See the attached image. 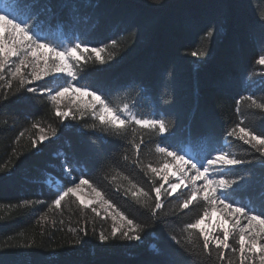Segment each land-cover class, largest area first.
Returning a JSON list of instances; mask_svg holds the SVG:
<instances>
[{
    "label": "trees",
    "instance_id": "16d2710c",
    "mask_svg": "<svg viewBox=\"0 0 264 264\" xmlns=\"http://www.w3.org/2000/svg\"><path fill=\"white\" fill-rule=\"evenodd\" d=\"M15 3L32 13L37 31L55 37L57 44L79 39L91 47H106L104 64L95 56L84 55L77 69L79 83L103 86L112 106L131 104L140 118L164 119L170 131L161 136L133 125L117 137L88 120L61 128L44 97L22 89L17 92L18 82L10 90L0 87V260L5 264H153L174 258L167 236L176 234L183 240L187 233L182 228L202 214V207L181 212L174 199L164 196V208L152 216V189L160 183L147 166L155 167L161 158L157 144L189 150L194 158L223 148L251 161V165L231 169L229 177L248 181L234 196L236 201L251 204L256 200L255 190L264 181L260 154L242 141L226 137V132L241 120L242 127L264 132V110L246 99L253 96L264 103L263 69L254 63L261 37L256 17L264 15V0ZM209 26L214 29L212 39L205 36ZM112 39L117 41L115 45ZM194 51L206 55L194 57ZM65 82L63 76L38 85L54 88ZM5 92L8 99H4ZM22 95L31 99L21 103L17 97ZM47 121L57 126V138L33 147V125ZM132 141L141 144L138 152ZM65 156L75 158L71 174L88 179L141 225V241H128L120 235L112 238L109 222L84 215L71 201L60 210L46 209L55 198L53 180L67 182L61 172ZM256 206L259 209L258 201ZM101 232L109 236L107 241L99 240ZM192 241L185 244L190 251L181 250L182 259L187 264H209L200 255L202 240L197 232ZM226 254L231 257V252ZM232 259L237 264L239 257ZM255 264H259L258 256Z\"/></svg>",
    "mask_w": 264,
    "mask_h": 264
},
{
    "label": "snow or ice",
    "instance_id": "6c2138e0",
    "mask_svg": "<svg viewBox=\"0 0 264 264\" xmlns=\"http://www.w3.org/2000/svg\"><path fill=\"white\" fill-rule=\"evenodd\" d=\"M12 14L4 9H0V81L7 89H12L13 81H17L19 87L25 93L35 94L37 87H29L37 81H45L46 78L55 77L62 74L69 78L70 81L59 88L41 87L39 91L42 95H47L49 101L55 108V114L58 117L75 120L76 114L72 110L63 111L59 107L62 99L72 98L76 94L82 97H90V103L87 109L92 115L98 119L102 129L110 131L117 137L124 136L129 127L135 125L142 129H151L161 136H165L170 129L166 126L165 120L160 118L146 119L137 117L131 112L130 106L124 104L122 108H114L105 97L103 86L79 84V73L77 69L81 65V61L85 60L84 54L95 56L96 61L100 64L106 63L101 53L106 51V47H92L83 42H75L69 47L60 48L51 42H48L38 31V24L33 20V14L27 12L25 7H21L19 3L15 4ZM33 7H36L34 4ZM63 7V4H61ZM45 10H50L45 6ZM257 23L261 29L260 48L258 58L255 59L256 65L264 66V15L256 17ZM205 36L208 39L214 37V29L209 26L205 30ZM117 41L111 40V44L115 45ZM194 57H202L205 52H192ZM15 58V59H13ZM86 62V61H85ZM71 94V96H70ZM4 99H8V93L5 92ZM17 99L21 103H25L31 99L26 95L18 96ZM251 102L252 106L264 110V103L258 102L253 96L246 98ZM240 102H237L239 110ZM80 115L83 111L78 107ZM244 121L232 127L226 132V137H230L242 141L244 145H249L257 153L260 154L261 168L264 169V132L257 134L248 127H242ZM36 127V125H33ZM95 127V126H93ZM41 131H44L41 129ZM52 135L56 136V130H52ZM50 137L42 135L39 137V143L43 144ZM132 147L138 152L141 144L134 141ZM33 147H37V141H33ZM156 151L164 158L160 167H153L149 164L147 167L151 173L160 177L162 183L153 186L152 191L155 193L154 206L151 208L152 216H157L164 208V200L162 197H171L176 195L179 211L188 210L194 204H201L202 214L199 215L194 222L187 223L182 228V233L187 236L182 240L176 234H170L167 239L170 241L169 247L176 253V256L168 260H156L153 264H187L182 259L181 250L190 251L185 248V244L191 245L192 234L197 232L202 240L200 246V255L209 260V264H233L232 257L238 255L237 264H255L259 259V264H264V181L258 190H255L256 200L251 204H244L234 199L239 190L248 183L244 177L230 178L229 171L238 168L241 165L249 164L251 161H245L230 154L223 148L211 149L206 155L199 158H193L179 151L172 150L167 146L157 144ZM75 161L69 160L66 156L61 162V172L65 178H69L72 186H61L53 180L56 191L53 193L54 199L52 204L56 208L61 207V202L66 197L75 196L80 204L85 208L92 207L94 204H100L102 207L107 206L114 209L110 201L104 198L103 193L98 190L88 179L80 176L78 182L71 180L72 165ZM174 169L171 175L176 178L177 182L169 183V168ZM59 179V177L57 178ZM202 181V183H201ZM165 184L168 185L165 188ZM87 187L94 194L95 198L90 200L81 199L79 193L84 187ZM163 189V191H162ZM145 197L149 196L142 188L139 190ZM137 193H133L136 196ZM256 201L259 202L257 209ZM92 211L100 215L97 208L92 207ZM222 211L227 219H221L213 227H201L205 220L211 218L212 214ZM119 217V224L113 225L111 229V237L115 238L120 235L128 241H141V225L137 224L133 219L128 218L124 213L117 211L116 215H112L113 221ZM246 221V223H244ZM108 235L104 232L99 234L101 242L107 241ZM230 241H232L230 243ZM259 246V253L256 249ZM231 252V257L226 253ZM0 264H5L0 260Z\"/></svg>",
    "mask_w": 264,
    "mask_h": 264
},
{
    "label": "rangeland",
    "instance_id": "374dc122",
    "mask_svg": "<svg viewBox=\"0 0 264 264\" xmlns=\"http://www.w3.org/2000/svg\"><path fill=\"white\" fill-rule=\"evenodd\" d=\"M17 4L15 3V0H0V9H4L5 11H8L12 14H17L15 11H14V5ZM43 37L46 38V40L48 42H51L52 44H54L53 41H51L50 38H48L47 33L42 31H38ZM77 40V41H76ZM74 42H72L71 44H68L67 41H65L64 43L62 44H54L58 47H60L61 49L62 48H65V47H69L71 46L73 43L75 42H80L79 39H76ZM90 48H92L91 46H89ZM107 51V50H106ZM105 52L101 53V56L103 57L105 55ZM85 55V54H84ZM94 56V54L92 55ZM15 59V58H13ZM260 66V65H259ZM262 69H263V72H261V76L264 78V66H260ZM59 77H63L62 74H57L55 77H49V78H46V79H52L54 80L55 78H59ZM64 79L66 80V82L63 84V85H55L54 86V89L56 88H59L60 86H64L66 85V83L68 82H72L69 80L68 77L64 76ZM17 81H13V83H16ZM39 82H42V81H37V82H34L33 84L31 85H28L29 87H37L38 88V91L34 94L35 96H41V97H44V100H47L50 105L53 107V111H54V115H55V118H56V124L57 125H60L61 128L65 125V127H70L71 125L74 126L75 124H78V122H82L83 120H88V121H95L97 123H99L98 119H96L90 110L87 109V105L91 102L90 101V97H82L80 96L79 94H76L74 97L72 98H64L62 99L59 107L61 108V110L63 111H68V110H72V112H74L76 114V119L73 120L71 119V117L67 118V119H64L62 121V118L61 117H58L56 116L55 114V108L53 106V104L49 101L47 95H42L39 91V85L38 83ZM79 83V80L77 81ZM80 84V83H79ZM0 85H3V81H0ZM71 96V94H70ZM124 104H116L115 106H113L114 108H122ZM130 106V109H131V112L134 113L136 115V112L133 110V107L131 104H128ZM112 106V105H111ZM78 107L80 108V110L83 111V116L80 115V111H78ZM53 121L50 122V121H47V122H39L36 124V127H33V130H34V134L36 136V141L39 142V137L42 136V135H45V136H48L50 137L49 140L45 141L44 143H47L53 139H56L57 138V133H56V136H53L52 135V130L55 129L57 130V126L54 124ZM83 128V127H82ZM41 129H43L44 131H41ZM33 133V132H32ZM159 154V153H158ZM182 154H186L188 156H191L189 153H182ZM160 155V154H159ZM161 156V155H160ZM192 157V156H191ZM163 157L161 156V158L158 159L157 161V165L155 167H160L162 165V161H163ZM174 171V169L171 168V165H170V168H169V172H168V175H169V183H174V182H177L176 181V178L173 177L171 175V172ZM157 179H158V182L159 183H162L163 181H161L160 177L157 176ZM71 180H74L75 182H78V179H79V176L77 175H74V174H71ZM202 183V181H201ZM58 184H60L62 187L63 186H72L71 183H69V178H67V182L66 183H61L59 182ZM96 187V186H95ZM168 185L165 184V188H167ZM97 188V187H96ZM98 189V188H97ZM99 190V189H98ZM163 190V189H162ZM179 191H186L183 189V186H182V189L181 190H178V193L179 194ZM177 194H174L173 196H171L170 198L174 199L175 203L178 204L179 201L177 200L176 198V195ZM104 195V194H103ZM79 196L81 199H84V200H90V199H94L95 196L94 194L91 192L90 189H88L86 186L81 190V192L79 193ZM104 198L108 201H110L113 205H115L108 197H106L104 195ZM66 201H71L73 202L75 205L79 206L81 208V210L84 211V215L86 214H91V215H95L97 217H100L102 220L106 221V222H109L110 226L113 227L114 223L115 224H119V217L117 216V220L116 221H113L112 219V215H116L117 211L119 212H122L123 211L118 208L116 205H115V208L114 209H109L107 208V206H101L100 204H94L92 205V207H95L97 208V210L99 211L100 215H97L95 212L92 211V207H88V208H85L83 205L80 204V201L75 197V196H69V197H66L64 201L61 202V207L60 208H56L53 204H52V201L47 204L46 206V209L47 210H52V209H56V210H60L62 208V205L66 202ZM203 202H201L202 204ZM201 204H194L192 206H199ZM191 206V207H192ZM46 212V210H45ZM125 215V213H124ZM126 216V215H125ZM128 217V216H127ZM129 218V217H128ZM227 219V217L225 216V214L222 212V211H217L215 213L212 214L211 218L208 219V220H205V223L203 225H201V227H206V228H211L213 227L217 222L221 221V219ZM244 223H246V221H244ZM232 241H230L231 243ZM257 253H259V246H257V249H256Z\"/></svg>",
    "mask_w": 264,
    "mask_h": 264
}]
</instances>
